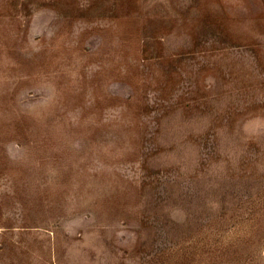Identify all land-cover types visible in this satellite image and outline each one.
<instances>
[{
    "label": "rangeland",
    "instance_id": "obj_1",
    "mask_svg": "<svg viewBox=\"0 0 264 264\" xmlns=\"http://www.w3.org/2000/svg\"><path fill=\"white\" fill-rule=\"evenodd\" d=\"M0 264H264V0H0Z\"/></svg>",
    "mask_w": 264,
    "mask_h": 264
}]
</instances>
